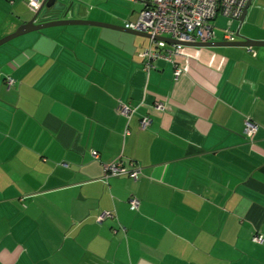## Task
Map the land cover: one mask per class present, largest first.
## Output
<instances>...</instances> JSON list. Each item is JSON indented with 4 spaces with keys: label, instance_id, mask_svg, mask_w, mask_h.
<instances>
[{
    "label": "crops",
    "instance_id": "crops-1",
    "mask_svg": "<svg viewBox=\"0 0 264 264\" xmlns=\"http://www.w3.org/2000/svg\"><path fill=\"white\" fill-rule=\"evenodd\" d=\"M65 1L72 18L123 26L143 7ZM38 4L0 0V38ZM238 26L264 40V0ZM210 40H228L223 25ZM171 45L93 23L0 43V264H264V45L183 44L173 62L144 66L141 49ZM118 158L138 163L139 177L105 181ZM104 210L115 217L98 220Z\"/></svg>",
    "mask_w": 264,
    "mask_h": 264
},
{
    "label": "built area",
    "instance_id": "built-area-1",
    "mask_svg": "<svg viewBox=\"0 0 264 264\" xmlns=\"http://www.w3.org/2000/svg\"><path fill=\"white\" fill-rule=\"evenodd\" d=\"M143 7L134 19H127L124 26L140 31H146L153 35L169 36L176 41H172L171 47L165 49L145 47L139 51L142 62L146 68L153 66L156 59H165L174 61V56L179 53L184 41L210 40L215 36L214 20L218 15L226 17L227 22L223 27L224 37L233 40L235 31L231 27V22L239 20L247 0H141ZM35 7L39 0H27ZM156 43L161 40L151 37ZM252 48L248 46V48ZM181 68L175 64L174 75L177 77ZM13 83L12 77H7V84ZM154 106L157 109H163L164 103L157 101ZM134 108L123 101H119L117 111L125 116H130ZM150 121L149 116H143L140 119L141 127H145ZM258 129V124L248 118L245 121V134L252 137ZM126 132H128L126 130ZM103 179L106 181L109 176L126 174L137 179L141 173V166L138 163L130 161V166L118 158L108 161L104 164ZM132 208H137L140 199L135 196L129 198ZM105 217H115L113 210H104L97 215L98 220ZM123 227V226H122ZM252 239L256 242L263 241L261 233H255Z\"/></svg>",
    "mask_w": 264,
    "mask_h": 264
},
{
    "label": "water",
    "instance_id": "water-1",
    "mask_svg": "<svg viewBox=\"0 0 264 264\" xmlns=\"http://www.w3.org/2000/svg\"><path fill=\"white\" fill-rule=\"evenodd\" d=\"M251 0H247L246 5L243 9L241 16L239 17V21L242 22L244 19L247 7L249 6ZM74 6L72 2H66L65 0H39V4L36 8L35 13L31 17L30 20L21 23L13 32L5 35L4 37L0 38V43L21 34L23 32L41 28L48 25L54 24H63V23H93V24H100L105 25L108 27L128 31L131 33H135L138 35H143L146 37H154L159 40H167V41H176L175 39L165 36V35H153L146 31H140L133 28H128L123 25L112 24L108 22H101V21H94L90 19H81V18H72L70 17L71 12L73 11ZM43 12H46L42 15ZM55 12H60L64 17L59 18L57 15H54ZM41 16L40 21L36 22V19ZM240 26H238L236 30V35L241 39L235 40H226V41H215V40H196V41H184V44H192V45H219V44H232V45H264V40L253 39L247 37L246 35L242 34L239 31Z\"/></svg>",
    "mask_w": 264,
    "mask_h": 264
},
{
    "label": "rangeland",
    "instance_id": "rangeland-1",
    "mask_svg": "<svg viewBox=\"0 0 264 264\" xmlns=\"http://www.w3.org/2000/svg\"><path fill=\"white\" fill-rule=\"evenodd\" d=\"M227 22V19L222 17V16H219V18H215V21H214V24H218V25H223V27L225 26V23ZM220 32H222V30L219 28L218 29Z\"/></svg>",
    "mask_w": 264,
    "mask_h": 264
}]
</instances>
